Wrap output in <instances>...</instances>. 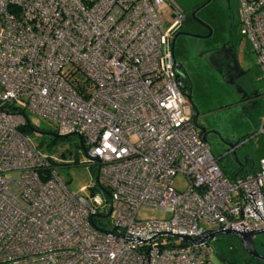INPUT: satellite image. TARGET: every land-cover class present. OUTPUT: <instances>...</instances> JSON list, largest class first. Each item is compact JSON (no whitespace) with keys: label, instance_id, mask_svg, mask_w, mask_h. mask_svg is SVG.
Masks as SVG:
<instances>
[{"label":"built area","instance_id":"1","mask_svg":"<svg viewBox=\"0 0 264 264\" xmlns=\"http://www.w3.org/2000/svg\"><path fill=\"white\" fill-rule=\"evenodd\" d=\"M166 1L0 0V264H210L207 243L125 236L264 226V154L242 176L219 168L174 62L179 9L167 27L156 12ZM237 1L239 33L264 74V0ZM15 100L57 134L79 133L109 197L95 170L87 193L66 188L19 130ZM109 205L104 225L96 218ZM141 205L169 215L137 219Z\"/></svg>","mask_w":264,"mask_h":264},{"label":"rangeland","instance_id":"2","mask_svg":"<svg viewBox=\"0 0 264 264\" xmlns=\"http://www.w3.org/2000/svg\"><path fill=\"white\" fill-rule=\"evenodd\" d=\"M169 1L183 8L176 0ZM230 3L232 8L238 11V1L230 0ZM156 12L162 27H167L171 22L170 6L166 3L161 4ZM227 31L229 39L235 46L237 62L246 70L244 75L250 79L248 83L253 93L257 91L258 95L253 99H241L235 85L225 81L217 70L201 60L187 58L182 50V36L178 35L175 38L173 55L187 75L184 81L191 89V101L198 112L196 121L214 131L206 139L210 152L218 158L219 165L229 175L227 164L237 162L232 154L226 151L225 142L234 145L235 155L240 161L250 158L257 164V159L264 152V74L261 68L255 65L248 42L239 34L237 21L233 22L232 26L228 25ZM180 72L182 73L181 70ZM13 107L23 109L29 125L37 130H55L54 124L49 120L25 109L23 101L15 100ZM29 125L24 135L36 151L47 156L66 188L74 193L84 186V192L87 193L93 176V166L78 146L77 136L71 134L65 137H52L36 132ZM9 175L17 177V172H10ZM184 180L181 174L174 176L173 185L177 190L184 188ZM168 215L163 210L146 205L139 206L136 212V218L140 220L165 218ZM96 220L108 225V216ZM200 224L207 228L211 227L202 222ZM261 241H264V232L254 238L258 251L264 254ZM207 246L210 250L207 257L210 264H263L248 256L239 241L230 235H215L207 241Z\"/></svg>","mask_w":264,"mask_h":264},{"label":"flooded vegetation","instance_id":"3","mask_svg":"<svg viewBox=\"0 0 264 264\" xmlns=\"http://www.w3.org/2000/svg\"><path fill=\"white\" fill-rule=\"evenodd\" d=\"M176 1L183 8L169 0L165 2L170 6L169 15L171 20L175 17V13L172 10L175 8L179 9V19L173 27L171 39L174 33L179 32L175 38L178 35L182 36V50L187 58H190V60H201L212 66L224 77L225 81L237 85L242 99H253V90H251L250 85L239 75L240 70L234 58L233 44L229 39V31H227V26H232V23H235L238 19V11L232 8L230 0ZM177 70L180 77L184 80L187 75L182 65ZM205 130H207L205 138L214 133L211 129L205 128ZM260 245L264 247V241H261ZM254 246L258 251L255 243ZM252 259L256 260L254 258Z\"/></svg>","mask_w":264,"mask_h":264},{"label":"water","instance_id":"4","mask_svg":"<svg viewBox=\"0 0 264 264\" xmlns=\"http://www.w3.org/2000/svg\"><path fill=\"white\" fill-rule=\"evenodd\" d=\"M205 2H207V1H205ZM178 33L179 32L174 33L172 39L170 40L171 49L173 47L174 38H175V36ZM174 62H175V65H176L177 69L181 67L180 63H177L175 60H174ZM190 93H191V89L189 88L187 90V92L185 93V98L187 100L189 109H190V111L192 113L191 114L192 121H193L195 127L197 128L199 135L202 137L203 140H205L206 139L205 136L207 134V130H205V126L204 125H198L196 123V118L198 116V112H197L195 106L192 104L191 94ZM25 122H26L27 125H29L28 119H26ZM29 126L33 130H35L36 132H38L40 134H46V135H49V136H52V137H65V136H69L71 134H75L77 136V139H78V146L80 147V149L83 152V154L86 156V153H85V150H84V146H83V143H82V139H81V137H80L78 132L73 131V132H70V133H67V134H64V135H59V134H57L54 131H42V130H37L36 128L32 127L31 125H29ZM225 144L227 146L228 151L235 158L237 164L242 167L244 162H246V159L244 158L243 162L239 161L238 158L235 155V152H234V147H233L234 145L231 144V143H228V142L227 143L225 142ZM94 161L96 162V170H95V174L93 176V179H94L95 183H97L98 187L109 197L108 191L98 184V176H97V174H98V166H99L98 157H94ZM110 210H111V206L109 205L107 211L102 216H107L110 213ZM95 215H97V214H95ZM123 231H125V230H123ZM153 231H154V233L151 234L147 238H139L138 236H135L134 234L128 233V232H127L125 237L134 238V239H136L137 243H141V242H144L146 240H149V239L153 238L157 234H162V235L164 234V235L172 236L173 238L179 239L183 244L199 245V244L207 243V241L210 238L214 237L215 235L226 234V235H230V236L235 237L239 241V243L241 244V247L243 248V250L250 257H252V258L264 263V254L259 253L255 249V246H254V243H253L255 236L257 234H260V233L264 232V226L261 229H258V230L257 229L248 230L247 228L244 229V230H243V228L242 229H238V230H234V229H232L230 227V225H229L228 228L227 227L223 228V226L218 225L217 227L207 228V229L203 230L202 232H199L198 234H194V235H189V234H185V233L184 234H180V233L173 232V231H168V230H153ZM110 232H112V231H110ZM146 233H148V232H145L144 234H146ZM128 241H130V240H128Z\"/></svg>","mask_w":264,"mask_h":264},{"label":"crops","instance_id":"5","mask_svg":"<svg viewBox=\"0 0 264 264\" xmlns=\"http://www.w3.org/2000/svg\"><path fill=\"white\" fill-rule=\"evenodd\" d=\"M237 23H238V19H237ZM238 28H239V26H238ZM240 34V33H239ZM231 40V39H230ZM233 44V43H232ZM233 49H234V58H235V61H236V64H237V67H238V69L240 70V72H239V75L241 76V78L245 81V82H249V78L246 76V75H244L245 74V69H243L239 64H238V62H237V59H236V50H235V46L233 45ZM252 52V51H251ZM252 54L254 55V53L252 52ZM254 57V63H255V55L253 56ZM175 58V57H174ZM255 65H257L256 63H255ZM209 67H211V68H213L212 66H210L209 65ZM214 69V68H213ZM244 76H246V77H244ZM230 83V82H229ZM234 84V83H233ZM249 84V83H248ZM235 85V87H236V89H237V92H238V95L240 96V94H239V89H238V87H237V85L236 84H234ZM252 89V88H251ZM258 94H257V91H255V93H253L252 94V96L253 97H256ZM242 99V98H241ZM191 112V111H190ZM192 114V113H191ZM198 117V116H197ZM196 120H197V118H196ZM196 123L198 124V125H201V123H199V122H197L196 121ZM205 128H208L207 126H205ZM208 129H210V128H208ZM207 139V138H206ZM206 139H205V141H206ZM207 142V141H206ZM208 143V142H207ZM208 145H209V143H208ZM227 152H228V149L226 150ZM263 154H264V152H263ZM262 154V155H263ZM261 156V155H260ZM246 159V162H244V164H243V166L241 167V166H239L237 163H235V162H231V164L229 165V163L227 164L228 166H229V170H230V174L228 175L223 169H222V167L219 165V163H218V158H216V160H217V164H218V166H219V168L221 169V171L223 172V174L224 175H226L227 177H229V178H232V177H234V176H242V175H244V174H246V173H249L250 171H252V170H254L255 169V167L257 166V164L256 163H254V162H252V159H250V158H245ZM240 161V160H239ZM241 162H243V160L241 161Z\"/></svg>","mask_w":264,"mask_h":264},{"label":"trees","instance_id":"6","mask_svg":"<svg viewBox=\"0 0 264 264\" xmlns=\"http://www.w3.org/2000/svg\"><path fill=\"white\" fill-rule=\"evenodd\" d=\"M184 82H185V81H184ZM76 86H77V85H76ZM185 86H186L187 89H189V87H188L187 85H185ZM23 114H24V116H25V120H26L27 117H26L25 113H23ZM28 122H29V121H28ZM26 127H27V124H26V122L24 121V123L19 127V130H20L22 133H24ZM93 170H95V168H94ZM176 244L181 245V244H183V243H182L181 241H177Z\"/></svg>","mask_w":264,"mask_h":264}]
</instances>
